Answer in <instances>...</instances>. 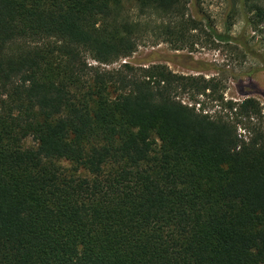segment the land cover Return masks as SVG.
Listing matches in <instances>:
<instances>
[{"label": "trees", "instance_id": "1", "mask_svg": "<svg viewBox=\"0 0 264 264\" xmlns=\"http://www.w3.org/2000/svg\"><path fill=\"white\" fill-rule=\"evenodd\" d=\"M240 5L264 24V0ZM187 6L0 0V264H264L257 101L161 64L104 68L151 39L183 50ZM193 89L220 112L184 104Z\"/></svg>", "mask_w": 264, "mask_h": 264}, {"label": "rangeland", "instance_id": "2", "mask_svg": "<svg viewBox=\"0 0 264 264\" xmlns=\"http://www.w3.org/2000/svg\"><path fill=\"white\" fill-rule=\"evenodd\" d=\"M187 1L186 18L200 24V30L188 34V44L183 50L173 51L170 45L162 42L155 45L156 40L151 39L140 44L131 58L104 68L113 70L125 63L136 67L161 64L177 75L206 81L214 78L219 84L215 95L222 96L224 102L257 101L264 124V24H248L247 17L251 18V15L242 17L240 0ZM213 32L226 38V41L216 40ZM171 56L189 59H179L177 64L166 62L165 59ZM89 63L95 65L91 61ZM180 99L190 106L194 102L201 107L203 105L209 115L220 112L216 103L209 102L205 96H196L194 89L188 94H181ZM198 107L196 105V109ZM238 134L246 136L242 128L238 129ZM27 145L33 146L31 140L27 141ZM58 164L67 172L73 170L67 162Z\"/></svg>", "mask_w": 264, "mask_h": 264}, {"label": "water", "instance_id": "3", "mask_svg": "<svg viewBox=\"0 0 264 264\" xmlns=\"http://www.w3.org/2000/svg\"><path fill=\"white\" fill-rule=\"evenodd\" d=\"M126 64V63H125Z\"/></svg>", "mask_w": 264, "mask_h": 264}]
</instances>
